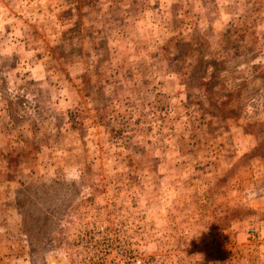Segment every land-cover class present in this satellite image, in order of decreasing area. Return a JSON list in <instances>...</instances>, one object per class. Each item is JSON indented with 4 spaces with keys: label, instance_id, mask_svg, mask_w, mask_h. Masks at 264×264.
<instances>
[{
    "label": "rangeland",
    "instance_id": "obj_1",
    "mask_svg": "<svg viewBox=\"0 0 264 264\" xmlns=\"http://www.w3.org/2000/svg\"><path fill=\"white\" fill-rule=\"evenodd\" d=\"M92 220L264 264V0H0V264H79Z\"/></svg>",
    "mask_w": 264,
    "mask_h": 264
},
{
    "label": "built area",
    "instance_id": "obj_2",
    "mask_svg": "<svg viewBox=\"0 0 264 264\" xmlns=\"http://www.w3.org/2000/svg\"><path fill=\"white\" fill-rule=\"evenodd\" d=\"M78 241L79 264H150L148 258L134 249L130 240L114 224L99 226L92 220Z\"/></svg>",
    "mask_w": 264,
    "mask_h": 264
}]
</instances>
